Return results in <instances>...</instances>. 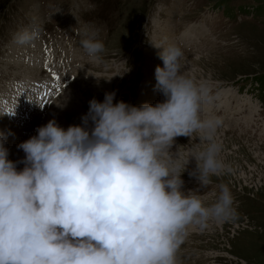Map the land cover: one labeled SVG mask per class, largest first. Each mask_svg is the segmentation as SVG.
<instances>
[{"label":"rangeland","instance_id":"obj_1","mask_svg":"<svg viewBox=\"0 0 264 264\" xmlns=\"http://www.w3.org/2000/svg\"><path fill=\"white\" fill-rule=\"evenodd\" d=\"M32 24L41 32L23 50L36 57L28 72L16 63L23 59L13 57L20 45L13 35ZM194 25L193 35L180 37ZM91 33L104 43L99 62H90L79 43ZM157 43L181 49L185 74L208 89L202 117L222 121L217 139L225 170L202 189L188 175L195 166L190 161L181 173L183 189L208 203L227 185L237 210L229 222L190 229L177 264H264V91L256 80L264 76V0H0V101L9 106L34 91L5 147L15 150L13 141L35 135L50 119L62 127L81 124L88 101H101L105 92H115L113 103L161 101L154 88L155 67L163 66ZM28 78L35 90L26 89ZM203 147L197 138L177 136L172 151L183 159Z\"/></svg>","mask_w":264,"mask_h":264},{"label":"clouds","instance_id":"obj_2","mask_svg":"<svg viewBox=\"0 0 264 264\" xmlns=\"http://www.w3.org/2000/svg\"><path fill=\"white\" fill-rule=\"evenodd\" d=\"M37 24L13 35L20 45L40 37ZM90 62H99L103 41L91 33L79 41ZM163 66L154 70L163 99L139 106L115 92L88 101L81 124L55 119L17 144L8 159L0 133V264H177V251L192 228L204 230L235 219L234 197L219 185L206 203L184 190L181 173L200 188L221 174L219 117H202L208 89L183 71L178 46L152 44ZM197 138L204 147L183 159L174 138Z\"/></svg>","mask_w":264,"mask_h":264},{"label":"bare ground","instance_id":"obj_3","mask_svg":"<svg viewBox=\"0 0 264 264\" xmlns=\"http://www.w3.org/2000/svg\"><path fill=\"white\" fill-rule=\"evenodd\" d=\"M196 26L197 25H194V27H191V28H188V29L186 28L187 29L186 30L187 33L184 32L183 34L180 35V37L183 38V39L184 38L187 39L188 37H190L191 35H193L195 33ZM167 32H168L167 30L165 32H162L161 33L162 34L161 37H165ZM160 44L163 45L162 43H160ZM29 46H30V44H28V45L25 44L23 46L18 45V46H16L17 48H16V50L12 54H13V57L16 56L18 58H22L23 59L21 61H17L16 62V63H18V68L26 69V70H28V72L29 71H33L34 72L35 66H30V65L35 64L36 57L33 56V55H29V54H23V50L27 51L29 49ZM44 51H46L45 48H44ZM30 52H32V50ZM25 58H27V60H24ZM13 60H14V58H13ZM14 61H16V60H14ZM25 61H27V62L25 63ZM25 86H26V89H28V90H32L35 87L30 78H28V80H25ZM32 92L34 93L33 90L32 91H29V92H26V94L24 95V98L15 97L11 101V103H10L9 106H8L5 98L0 101V111L2 113H7L8 115H10L9 117L11 119L9 122H7L6 120L4 121L3 118L0 116V133H4L5 136L8 137L5 140L12 139L14 137V135H16L18 133V131L15 130L18 127L16 126V124H13V123L16 122V118L17 117L22 116L30 108L31 101L33 100L32 97L34 96V95H32ZM7 106H8V109L6 110L5 108ZM24 140H26V139L24 137H21L20 139H17L15 141H13V143L11 144V147L14 146L15 147V150H17V151H15V150L10 151L9 152V155H8V159L18 162L16 164L17 170H19L20 168L23 167V163H21L20 161H22L23 156H24L23 151L21 149L17 148V144L20 143V142H22V141H24ZM9 147H10V145H9Z\"/></svg>","mask_w":264,"mask_h":264},{"label":"trees","instance_id":"obj_4","mask_svg":"<svg viewBox=\"0 0 264 264\" xmlns=\"http://www.w3.org/2000/svg\"><path fill=\"white\" fill-rule=\"evenodd\" d=\"M258 82V85L261 86L262 90L264 91V76H260L258 79H256Z\"/></svg>","mask_w":264,"mask_h":264}]
</instances>
